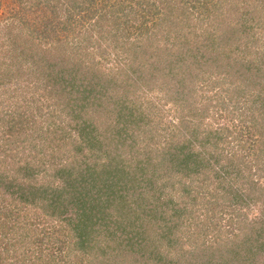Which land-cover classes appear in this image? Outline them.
Returning a JSON list of instances; mask_svg holds the SVG:
<instances>
[{
    "label": "trees",
    "instance_id": "obj_1",
    "mask_svg": "<svg viewBox=\"0 0 264 264\" xmlns=\"http://www.w3.org/2000/svg\"><path fill=\"white\" fill-rule=\"evenodd\" d=\"M263 1L249 6L257 12ZM18 2L19 8L7 14L10 18L22 20L21 11L40 7L43 14L50 8L54 16L43 25L47 26L42 28L44 35L38 36L46 43L53 31L67 48V35L78 28L87 44L61 48L56 60L48 65L49 91L66 108L67 123L72 127L65 130L66 134L50 138L47 145L49 158L57 159L49 165L50 175L58 182L38 183L34 178L21 186L20 190L26 191L10 197L17 200L14 206L3 204L17 210L31 207L45 218L38 229L29 219L16 222V209L0 212V261L8 259L7 250L13 246L12 259L6 261L10 264H257L264 255V36L262 49L255 50L253 42L258 43L260 37L249 33L254 29L250 22L224 14L222 6L227 0H139L148 5L147 15L137 6L127 7L122 0H100L98 4L96 0H74L65 12L60 10L64 0ZM240 2L232 0L236 11ZM257 23L255 26L264 27L261 20ZM210 27L213 32L207 36V44L204 34ZM102 32L110 38L107 45L118 47L119 39H124L123 50H130V62L125 56L121 60L115 55L116 66H102L95 51L88 50L98 45ZM238 41L243 42L242 48ZM40 51L52 52L46 45ZM193 51L194 56L210 60L204 65L223 74L230 101L245 102L248 94L256 92L261 95L260 110L246 105L234 110L235 115L229 118L239 117L236 124L243 130L229 125L189 130L188 116L198 117L193 111L198 107L188 97L201 95L193 86L185 90L181 86V94L171 96L182 111L178 129L158 135V144L152 120L141 112L134 98H127L133 92L128 86L140 84V78H144L133 62L138 58L157 72L163 71L168 85L175 80L172 67L188 65ZM156 78L149 74L145 80L155 82ZM179 82L177 79L175 83ZM206 109L204 106L200 111ZM70 132L77 137H71L73 147L64 150L58 144H64ZM222 142L232 145L225 149ZM95 146L107 149L105 160L101 152L93 154ZM76 154L80 161L74 159ZM21 164L16 161L12 168L34 177L36 171L46 167ZM239 175L240 181L259 188L257 199L245 191L246 184L235 185ZM228 199L237 206L227 221H234V227L220 234L217 223L211 227L215 232L206 237L207 230L198 227H205L206 218L221 209L220 205L225 206ZM252 202L259 203L262 212L255 221L245 218ZM200 213L203 218L199 221ZM48 218L55 223L44 224ZM27 236L33 242L31 246ZM18 245L27 249L19 251Z\"/></svg>",
    "mask_w": 264,
    "mask_h": 264
},
{
    "label": "rangeland",
    "instance_id": "obj_2",
    "mask_svg": "<svg viewBox=\"0 0 264 264\" xmlns=\"http://www.w3.org/2000/svg\"><path fill=\"white\" fill-rule=\"evenodd\" d=\"M73 1L74 0H64V2L60 5V10L65 12L70 4L73 3ZM96 1L98 4L100 0ZM113 1L115 0H103L102 3H110ZM122 1L127 5V7L137 6L140 9V12H143L144 15H147L146 12L149 10V7L148 5L141 3H147V1L152 2V0H140L141 3L139 0ZM240 1L241 2L238 4L239 6H236L238 9L236 11V8H234L235 4H231L232 0H227L226 5L222 6L225 9L224 14L226 15L230 13L231 17L228 16L229 18H232L235 15L237 18L250 22L253 25L254 29L252 28L251 32L249 33L254 37H260L257 40L258 43L253 42V48L259 51L262 49L261 42L262 37L264 36V27L257 26V22L261 20L262 26H264V5L257 12H255L253 9L254 7H252V5L249 6V4H257V0ZM78 2L79 1H76L75 4ZM25 5L28 7L30 6V3ZM18 8V0H0V212L8 209H16L18 215V218L16 217L15 220L16 222L21 219L27 220L28 222L29 219L33 221L34 225L37 224V228L40 229L42 226L40 220H43L45 217H42L31 207H24L18 210V207L9 208V206H14L17 203L16 199L13 200L10 197L17 196V192L20 193L26 191H21V186L23 184H27L30 181L33 182L34 178H36L35 180H37L38 183L51 182L50 184H52L58 182L56 177L54 178L50 175L52 168L49 165L54 163V161L57 159L51 160L49 158L47 153V149L49 148L47 145L50 141V138L61 134H66L67 132L65 130H71L72 124L67 123L68 115L66 114V108L60 103L61 101L58 100L57 96H55V93L49 91L51 86L48 80L49 76L48 78L46 76V71L50 70L49 66L51 61L53 62L56 60L57 51L60 52L61 48L68 50L72 48L73 44L84 46L87 44V42L85 35H79L78 28H76L74 33L67 35L66 39H68L67 43H69L67 44V48H65L66 43L59 41L58 35L53 31L48 36V41L46 43L45 39L38 36L40 34L44 35L42 28L47 26L43 25L48 18L51 19L52 16H54L51 15L52 12L49 11L50 8L44 9L43 14L41 13L42 8L40 7L33 9L32 11H21L23 16L22 20L10 18L8 16L11 13L10 11L16 10ZM22 9L23 8L20 10ZM217 14L220 16V12H217ZM233 18L236 19L235 17ZM123 20L124 18L121 21V25L123 24ZM255 24L257 25L255 26ZM211 29L212 27L209 28L210 32L208 31L207 34H204L207 44H209V39L207 36L213 32ZM76 32L78 33L75 37ZM102 33L103 36L98 39V45L95 44L94 47H89L88 50L92 49L95 51V55H98L97 57L100 58L104 68L108 69L116 66V62L114 61L115 55H118L119 59L121 58V60L125 57L128 60V58L131 57L130 50H123L124 39H119L120 43H118V47H114L112 45H107L110 41V38L105 36L106 32ZM195 33L199 34V29H195ZM127 39L130 42V38ZM202 42L204 43V40ZM238 43L240 44L241 48L244 46L243 42L238 41ZM45 45L49 46L50 50L52 51L50 52L51 54H43L40 51L41 47ZM126 45L128 46L129 44L125 41V46ZM51 46L54 48L52 49ZM100 52L107 53V55H100ZM173 52L175 51L173 50ZM191 53L192 54H190L189 58L190 62L188 63L189 66L185 65L180 67H172V73L175 77V80L168 81V85L165 81L166 77L164 78V76H162L163 71L158 70L157 72L147 62V64H145L138 58L133 62V64L136 66L138 65L137 67H139L140 71L138 72L143 74L144 78L143 80L140 78V84L133 85L134 83H132L130 86H128L131 90H133V92L131 95L127 94V98L128 96L130 98H134L139 108H141V112L146 114V116L152 120L155 130H157L154 136L157 135L156 141L158 144L161 143V139L158 137V135H161V133L168 135V130L170 131L178 129V118L180 117L182 111L180 112V106L176 103L178 100L173 101L175 99H171V96L173 93L180 95L181 86H183L184 90L187 86H193L195 88L196 94L201 95L196 99H194L192 96L188 97V101L193 99V105L198 107V109L193 110L195 113L198 112V117L188 116L189 119L187 120L190 121V125L188 127L189 130H201L202 128L206 127L219 128L223 125L232 126L234 130H243L239 124H236V122L240 121L239 117L235 116L234 119H230L229 117L231 115H235L237 108L242 110V107H245V105L246 107L251 106V108L256 112L260 110L259 107L261 106V103L259 102V96L261 95L254 92L252 94H248L249 99H246L245 102L240 101L241 103H239L235 100L233 102L230 101V95L228 96L229 87L227 86L228 84L222 80L223 74L221 72L218 73V71H216L217 69L215 70V68L204 65L205 62H209L210 60L204 61L203 59L194 56V51ZM189 72L191 73L188 74ZM132 74L133 73H131V75ZM149 74L151 76H158L155 82L153 79L145 80L146 76ZM176 78L180 79L179 84L175 83L177 80ZM190 78L193 79L192 83L190 82ZM118 82L123 83L120 80ZM176 84L178 86H176ZM243 98L245 99V97ZM204 106H206L207 111H200ZM112 112L115 114L114 111ZM247 113L249 112L247 111ZM200 114L202 115L201 119L199 116ZM110 116L113 115L110 113ZM232 120L234 121V125L232 124ZM192 123H194V125ZM196 125H198L197 129H195ZM95 130L99 131V128L96 127ZM46 135H48V137ZM68 136L69 139L66 137L67 141H65L64 144H61V142L58 144L63 146L64 150H70V148L73 147V143H71V137H77L75 132H70ZM229 136L231 137V135ZM102 142L104 143L105 139H103ZM231 145L232 142L228 144L224 142L221 143V146H225V149H228V147ZM106 150L107 149L105 147L95 146L93 149V154H98L101 152L103 160H105ZM66 158L67 155L62 157L63 160L61 159L60 161L64 162ZM74 159L80 161V156L76 154ZM16 161L17 163H22V166H27V168H31L37 163L44 164L46 167L45 169L40 168L38 171H36V177H34V175L27 176L26 173H23L21 170L16 171V167L14 169L12 168ZM99 163L100 160L97 159L96 164ZM263 170L264 168L261 169V172ZM243 171L245 172V170ZM240 180L241 175L237 176V179L234 180L235 185L240 184L243 186L246 184ZM5 182H8L9 185H6L7 183ZM260 182L263 183V180ZM244 189L245 191H249L252 195L254 194L256 199L259 197V188L257 186H250L246 184ZM4 190L8 191L4 193ZM26 195L27 193L23 194L24 197ZM28 198L31 199V197ZM6 203L9 204V206H3V204ZM220 207L221 209H215L213 214L206 218V221L204 222L206 223L205 227L203 225L198 227V229H201L202 231L205 229L207 230L208 234L206 237L208 238H210L212 233L215 232V229L211 230V227L217 223L221 226V232L219 231L220 234L223 231H226L227 228L231 229L235 225L234 221H232L233 224H229L227 221L229 217L233 216L232 210L237 209V206L228 199L225 202V206L220 205ZM38 210L41 211L40 208H38ZM246 212L248 215L245 218L250 221L257 220L262 213L259 203L256 202H252L249 208L246 209ZM202 218L203 214L200 213L198 220L200 221ZM49 222L55 223V219L48 218L45 220L44 224L48 225ZM4 223L6 224V221ZM228 233H230V231H228ZM29 238L30 236L26 237L27 240L32 242V240ZM32 244L33 242L30 243V246ZM14 248L16 249L15 246ZM24 248L27 249L25 246H17L19 251L24 250ZM12 251L13 246H10V248L7 250L8 259L3 258V260L0 261V264H10V261H6L10 258L12 259ZM262 254H264V250ZM4 255H6L5 252ZM19 256H23V253L20 252ZM263 260L264 255L259 258L257 264H260L259 261L262 262ZM261 264H263V262Z\"/></svg>",
    "mask_w": 264,
    "mask_h": 264
}]
</instances>
